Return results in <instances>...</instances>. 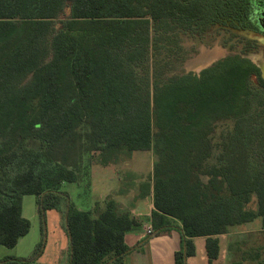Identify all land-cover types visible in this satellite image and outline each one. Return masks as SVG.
<instances>
[{
  "label": "trees",
  "instance_id": "obj_1",
  "mask_svg": "<svg viewBox=\"0 0 264 264\" xmlns=\"http://www.w3.org/2000/svg\"><path fill=\"white\" fill-rule=\"evenodd\" d=\"M263 9V0H0V245L30 232L26 195L43 216L64 212L69 264H128L125 237L149 221L154 235L179 229L175 264L196 254V237L211 264L220 235L257 218L264 228V76L247 56ZM223 32L243 53L177 71L185 37L209 44ZM133 150L155 155L139 186L153 194L150 217L111 195L79 209L62 190L90 188L94 163ZM42 252L43 243L4 261L31 264Z\"/></svg>",
  "mask_w": 264,
  "mask_h": 264
},
{
  "label": "rangeland",
  "instance_id": "obj_2",
  "mask_svg": "<svg viewBox=\"0 0 264 264\" xmlns=\"http://www.w3.org/2000/svg\"><path fill=\"white\" fill-rule=\"evenodd\" d=\"M249 37L253 38L257 43L256 49L247 54L254 62L261 66L264 75V32L263 31H253L248 34ZM184 45L187 49L188 59L183 63V65L177 70L178 72H200L195 65L198 63V59L205 52H212L216 50H222V54L212 61L211 64L202 67H208L212 65L217 60L228 56L229 54H239L243 53L244 43L241 42L239 37L230 39L229 35L223 33L216 34L214 40L209 44L200 43L197 39L185 37ZM227 126L226 123H220L218 125L217 131L215 133L214 141L219 142L221 130ZM31 145L36 146L35 143ZM124 159V158H123ZM155 155L152 151L145 150H133L126 157L125 160H119V164L101 163L96 162L92 165V175L102 176L104 171L111 169V174L115 169L124 172L121 181L116 178L112 180L107 179L112 187L115 188L117 196H122V192H127L129 196L135 189L149 181L152 176L153 162ZM125 165V166H124ZM107 168H106V167ZM112 167V168H111ZM124 167V168H123ZM107 169V170H105ZM123 169V170H122ZM104 186V183H100ZM97 183L90 188L85 186V183H66L63 185L62 190L68 192L71 201L77 206L84 208H89L90 202L100 194H102L103 188ZM89 187V186H88ZM111 186H108L109 188ZM102 188V189H101ZM112 193L113 191H105L104 194ZM108 193V194H109ZM103 194V195H104ZM113 196L112 194L106 195ZM104 197V199L106 198ZM25 199V214L29 217L31 221L30 232L22 237L18 244L9 248L4 245H0V264H17L12 262H5V259L9 258H29L43 243V252L35 259L31 264H69L70 261V238L67 233L66 217L64 212L57 209H49L46 211L45 216L40 212L37 197L35 195H26ZM135 202H139V199L132 198ZM252 208H256L255 200L250 204ZM132 211V209H131ZM141 228L135 230L139 231ZM145 231V226H144ZM168 232H163L160 235L167 234ZM158 235V234H157ZM196 254L187 264H208V256L205 251V242L203 238H198L195 241ZM194 259V260H193ZM264 259V253L254 255L253 260L250 264H256ZM194 261V262H193ZM213 262L216 264H221V260L215 259ZM212 264V263H211Z\"/></svg>",
  "mask_w": 264,
  "mask_h": 264
},
{
  "label": "crops",
  "instance_id": "obj_3",
  "mask_svg": "<svg viewBox=\"0 0 264 264\" xmlns=\"http://www.w3.org/2000/svg\"><path fill=\"white\" fill-rule=\"evenodd\" d=\"M117 163H110L119 164ZM125 166V165H124ZM106 167V166H105ZM107 168V167H106ZM112 168V167H111ZM124 168V167H123ZM107 170V169H105ZM123 170V169H122ZM124 172L115 169L113 174H111V169L104 171L102 176L92 175L91 179V189L94 184L97 183L103 188L102 194L98 196L95 200L93 199L89 207H93L96 201H103L106 195L112 194L122 207L130 208L134 211L135 215L139 218L146 219L150 217L152 211L154 210L153 194H149L145 197L140 196V189H135L129 196L127 192H122V196H117L115 188L109 183L107 179L112 180V178H118L121 181ZM100 183H104L102 186ZM98 185V186H99ZM108 186H111L107 188ZM101 188V189H102ZM112 190V193L104 194L105 191ZM104 194V195H103ZM139 199V202H135L132 198ZM76 207L83 209L81 206ZM23 215L25 214V199L23 198ZM148 222H144L142 229L139 231L129 232L125 239L127 245L130 247V252L126 256V261L128 264H175V253L181 248V235L178 228L171 229L167 231V234L162 235H147L144 231V226ZM203 238L205 242L206 251V238L196 237L194 238V243L196 239ZM220 240V255L217 260H221V264H232V262L240 261L242 264H250L253 260L254 255L259 254L264 249V228L262 226V219L257 218L252 222H247L242 225L235 226L230 229L226 234L219 236ZM207 254V252H206ZM195 256V255H194ZM191 256L190 258H193ZM208 258V257H207ZM191 259H188V263ZM194 260V259H193ZM194 262V261H193ZM208 264L209 259H208ZM212 264H216L212 262Z\"/></svg>",
  "mask_w": 264,
  "mask_h": 264
},
{
  "label": "bare ground",
  "instance_id": "obj_4",
  "mask_svg": "<svg viewBox=\"0 0 264 264\" xmlns=\"http://www.w3.org/2000/svg\"><path fill=\"white\" fill-rule=\"evenodd\" d=\"M222 50H216L212 52H205L199 59L198 63L195 65L198 69H202L203 66L211 64L213 60L222 54Z\"/></svg>",
  "mask_w": 264,
  "mask_h": 264
},
{
  "label": "built area",
  "instance_id": "obj_5",
  "mask_svg": "<svg viewBox=\"0 0 264 264\" xmlns=\"http://www.w3.org/2000/svg\"><path fill=\"white\" fill-rule=\"evenodd\" d=\"M132 213L135 215L134 211H132ZM145 231L147 235H153L154 234V228L152 223L149 221L146 226H145Z\"/></svg>",
  "mask_w": 264,
  "mask_h": 264
},
{
  "label": "flooded vegetation",
  "instance_id": "obj_6",
  "mask_svg": "<svg viewBox=\"0 0 264 264\" xmlns=\"http://www.w3.org/2000/svg\"><path fill=\"white\" fill-rule=\"evenodd\" d=\"M264 1V0H263ZM262 13H264V9L262 10ZM264 19V18H263ZM261 24H262V26H260V29H261V31H263L264 32V21L263 22H261ZM250 58V57H249ZM256 63V62H255ZM257 64V63H256ZM258 65V64H257ZM260 68H261V66L260 65H258ZM262 70V69H261ZM262 74H263V72H262Z\"/></svg>",
  "mask_w": 264,
  "mask_h": 264
},
{
  "label": "water",
  "instance_id": "obj_7",
  "mask_svg": "<svg viewBox=\"0 0 264 264\" xmlns=\"http://www.w3.org/2000/svg\"><path fill=\"white\" fill-rule=\"evenodd\" d=\"M201 70H202V69H201ZM201 70H200V71H201ZM263 76H264V75H263Z\"/></svg>",
  "mask_w": 264,
  "mask_h": 264
}]
</instances>
